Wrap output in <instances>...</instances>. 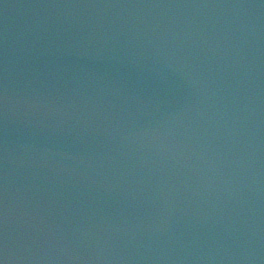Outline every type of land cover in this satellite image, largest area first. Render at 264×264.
<instances>
[{"label":"water","instance_id":"95a60500","mask_svg":"<svg viewBox=\"0 0 264 264\" xmlns=\"http://www.w3.org/2000/svg\"><path fill=\"white\" fill-rule=\"evenodd\" d=\"M12 1L20 15L23 9L32 17L0 16V264H21L17 247L25 251L28 264H264V235L254 242L245 230L250 215L264 223V154L254 153L256 169L246 176L218 164L223 142L240 154L245 151L239 108L215 114L220 116L212 120L214 148L203 160L204 169H198L203 142L199 122L190 124L191 119L177 115L166 119L177 111L181 94L180 87L174 97L170 89H162L164 79L176 76V65L169 61L182 50L171 45L177 33L181 37L175 43L184 45V55L196 47L219 57L216 64L205 62L210 68L203 75L204 89L210 85L218 87L220 96L230 93V103L241 102L243 114L264 121L260 5L241 0H166L160 5L104 0L106 12H89L98 19L107 15L110 27L75 25L74 15L58 33L54 25L60 17H41L56 14L59 5L97 0ZM119 9L126 11L120 24ZM173 21L178 26L171 33ZM73 27L85 33L79 35ZM46 38L51 48L45 46ZM144 42L140 48L147 50H135ZM215 45L223 47L219 56ZM49 50L66 73L50 70ZM33 52L40 56L37 60ZM25 58L30 68L14 74ZM193 59L185 61L184 74L197 80L201 74L192 67ZM225 79L233 86L229 91L220 87ZM21 87L24 93L17 92ZM29 96L51 103L52 112L23 117L22 104ZM52 96L58 101L52 102ZM60 100L70 109L60 106ZM201 107L198 103L192 109L193 120L201 118ZM141 153L152 159L135 164L133 156ZM244 168L249 169L247 160ZM216 169L225 172L218 176ZM137 188H155V194L147 202L137 201L138 206L133 203ZM210 196L224 198L221 206H213L214 213L207 210ZM195 209L213 218V233L201 232L190 213ZM37 226L42 230L33 232ZM24 241H33L29 244L39 258Z\"/></svg>","mask_w":264,"mask_h":264}]
</instances>
